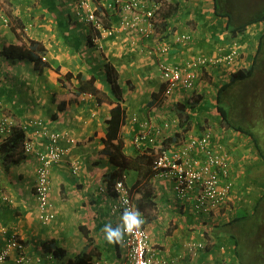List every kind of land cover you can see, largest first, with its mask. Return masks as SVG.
<instances>
[{
  "label": "crops",
  "instance_id": "1",
  "mask_svg": "<svg viewBox=\"0 0 264 264\" xmlns=\"http://www.w3.org/2000/svg\"><path fill=\"white\" fill-rule=\"evenodd\" d=\"M4 7L11 24L16 19L24 23L22 39L32 38L46 46V59L51 66L40 73L31 61H11L0 54V98L17 123L27 126L26 133L32 134L40 127L35 124L37 121L51 132L64 133L59 143L64 154L51 170V197L57 217L44 223L38 216L33 192L37 154L21 152L20 161L6 169L0 151V230L23 238L32 258L45 256V244L52 240L53 246L63 252L61 258H55L61 259L58 264L75 258L84 249L92 252L94 259L100 257L109 264H128L115 237L108 239V233L119 231L122 223L121 215L112 211L118 195L106 180L118 170L105 142L113 105L99 104L89 93L75 95L73 87L63 86L59 77L68 71H81L89 77L94 74L98 86L114 97L105 69L108 61L113 63L119 72L121 102L126 110L125 124L121 128L125 152L134 155L148 149L158 150V146L151 148L146 144L138 147L134 141L136 130H140L145 121L163 125L170 120L172 126L163 129L161 136H173L174 129L178 128L173 106L199 94L204 102L201 101L202 110L193 113V125L188 132L200 134L205 125H212L207 120L217 118L213 95L222 81L227 80L231 69L224 63L203 69L195 89L178 88L173 98L166 100L160 61L182 64L200 51H218V43L224 35L232 43L226 20L214 13L212 0H176L163 13L168 25L164 27L162 21L159 22L151 37L121 27L119 13L115 12L110 27L112 33L103 36L99 33V38L93 40L92 36L97 33L94 34L91 25L77 14V0H5ZM11 24L0 22V51L18 42ZM177 32H189L192 36L189 44L175 42ZM163 40L171 44L165 54L159 50ZM225 44L223 48L229 49ZM57 67L60 72L56 71ZM204 75H213L212 80ZM62 101L65 106L60 108ZM215 130L223 135V141L234 154L236 191L231 201L232 210L231 206H225L222 214L213 217L196 214L193 202L178 198L173 183L162 174L134 187L135 198H140L141 212L146 219L154 264H240L229 234L212 235L209 248L192 253L195 247L192 244L204 239L201 229L225 222L236 212L251 207L264 191V158L255 149V142L239 131L230 129L225 133L223 126ZM73 162L78 164L76 171ZM125 177V183L131 187L141 178V173L133 170ZM80 225L89 230L87 236ZM118 239L119 235L117 243ZM2 240L3 237L0 245ZM10 258L6 264H14L15 254Z\"/></svg>",
  "mask_w": 264,
  "mask_h": 264
},
{
  "label": "built area",
  "instance_id": "2",
  "mask_svg": "<svg viewBox=\"0 0 264 264\" xmlns=\"http://www.w3.org/2000/svg\"><path fill=\"white\" fill-rule=\"evenodd\" d=\"M175 1L114 0L107 3V6L117 9L121 27L144 37H151L156 32L157 24L163 19L165 8ZM4 2L5 0H0V22L9 25L10 17L5 11ZM76 11L102 36L112 33L111 28L104 27L101 17L96 12L93 0H77ZM98 38L99 35L94 36L93 39L97 40ZM191 39L192 36L189 32L175 34V42L183 45H187ZM161 42L160 52L164 54L169 52L171 48L169 41ZM238 43L237 38H234L229 45V52H224L223 47L218 48L217 55L205 51L199 52L193 54L182 64L161 60L159 66L165 82V99L173 98L178 88L187 91L195 89L202 69H209L223 63L229 66L234 65L240 55ZM2 104L3 100H0V142L5 141L13 128L19 125L12 113L4 110ZM172 123L169 120L163 125H155L145 121L134 136L136 145L139 147L145 142L155 145L163 129L171 127ZM35 124L40 126L36 133L41 137H47L48 141L43 140L45 144L41 146V149H37L35 141H30L25 144L24 151L28 155L35 152L39 157L33 192L37 202L38 216L44 223H48L57 217V209L51 197V170L53 165L63 157L64 149L59 147V143L64 133L51 132L40 121ZM21 126L27 129L26 125L22 124ZM188 133L178 141L177 145L166 148L158 154L153 167L159 171L157 174L164 175L173 183V189L178 198L193 202L192 207L196 214L211 215V217L215 214H222L224 207L232 201L234 191H236L232 149L226 145L222 139L223 135L221 136L220 132H217L212 125H205L200 134H192V131ZM72 142H75V139H72ZM77 165L74 167V171H76ZM115 191L118 197L112 206V211L121 215L122 218L119 243L127 256L128 264H154L145 217L130 195L129 187L124 179L116 181ZM1 237L3 240L0 245V264L7 261L13 253L15 254L14 264L54 263L56 257L52 252H45L43 253L45 256L38 255L32 258V254L29 253V245L15 233L0 230V239ZM192 243L188 245L190 247L195 245L194 253L197 249H205L207 245L205 241ZM222 247L224 248L225 244ZM93 264L109 263L99 257L93 260Z\"/></svg>",
  "mask_w": 264,
  "mask_h": 264
},
{
  "label": "trees",
  "instance_id": "3",
  "mask_svg": "<svg viewBox=\"0 0 264 264\" xmlns=\"http://www.w3.org/2000/svg\"><path fill=\"white\" fill-rule=\"evenodd\" d=\"M93 1L96 5V12L104 23V27H112L113 15H115V12H118L117 9L114 7L109 8L107 3H103L101 0ZM212 1L214 13L226 20V29L230 32L229 36L231 39L237 38L239 34L245 33V30L249 25L264 21V3L254 6L252 8L253 10H250L249 12H245L244 15H247V18L243 21H238L235 19V14L229 10V5H231V8H235L236 0ZM245 1L246 0H241L237 2H240L242 5ZM161 23H163L162 26L164 27L168 25L165 16ZM11 26L18 38V42L4 46L0 51V54L4 55L11 61L17 59L31 61L34 63L35 69L40 73H42L47 67L51 66L50 62L43 58L46 56L47 48L42 42L32 38H27L25 40L22 39L20 34L24 31V23L21 20L16 19ZM91 27L95 31L94 34L97 33L96 35H98L99 31L93 25H91ZM263 60L264 33L258 38V49L252 64L249 67H239L232 73L230 72L231 75L229 74L227 80L222 81V84L218 87L216 93V109L225 133L235 130L248 138H251L255 142V149L264 158V149L262 147L263 143L261 138L254 129L251 128L252 126L245 123L244 117H241L240 115L236 116V104H234L236 102V94L232 93L237 85L240 87V85L242 86L248 83L255 73L256 68L260 66V63ZM105 67L107 74L106 80L112 89L114 97L110 96L107 91L102 90L98 86L97 77L94 74H91L89 77L81 71L76 73L68 71L64 75H60L59 81H61L65 87L72 86L75 95L89 93L96 97L99 104L108 102L113 105L111 108V116L107 120L108 127L105 142L111 161L118 165V170L114 174H111L110 177H107L106 180L108 181V185L113 187L118 179L123 177L125 180V176L128 172L133 170L140 172L141 178L138 179L133 186L129 187V191L130 195L135 200L137 207L141 210V204L139 202L140 198H135L134 187L142 182H149L150 179L159 172L153 167L156 157L170 145H177L178 141L186 136L193 125V113L202 110L201 106L204 102L201 99L202 95L198 94L185 101H178L175 103V106L173 107L178 117V128L174 129V135L167 138H165V136H160L155 145H152L149 142L143 144L150 145L152 146L151 148L158 146V150L153 151L152 149H148L142 153H136L134 155L127 154L125 152V140L121 135V128L126 120V110L121 102L123 99V91L119 83V72L116 66L110 61L106 63ZM56 71L60 72V68L57 67ZM74 80L76 82H74ZM0 100L3 99L0 98ZM2 105L4 110H8L4 101ZM59 105L60 108H63L65 106L64 101ZM137 131L138 130H136V132ZM26 132V129L21 125L15 126L6 140L1 142L0 151L3 154L2 160L6 169H9L13 164L20 161V158L23 157H21V152L28 155L24 151L26 143L35 141V145L38 146L42 145L40 144L41 139L42 142L43 140L48 141L47 137H41L40 134L36 133V130L32 134ZM37 160L38 165L40 161L38 155ZM80 229L86 234V236L88 235L89 230H87L85 226L80 225ZM204 230L206 231V237L208 238H211L212 235L220 236L222 234H229L234 240L235 254L240 264H264V191L251 207L240 210L227 221L213 224L208 228H204ZM118 235L119 231H114L113 236L116 239V244H118ZM52 243H54V241L51 240L49 243L45 244V251L52 252L56 258L58 256L61 258L63 256L62 249L55 245L53 246ZM92 258V252L84 249L75 258H69L64 263L59 262V264H93L94 258ZM60 260H55L53 264H58L57 261Z\"/></svg>",
  "mask_w": 264,
  "mask_h": 264
},
{
  "label": "rangeland",
  "instance_id": "4",
  "mask_svg": "<svg viewBox=\"0 0 264 264\" xmlns=\"http://www.w3.org/2000/svg\"><path fill=\"white\" fill-rule=\"evenodd\" d=\"M237 1H241V0H236L235 8H231V5H229L230 6L229 10L230 12H233L235 14V19L238 21L240 20L243 21L247 18V15H244L245 12H249L250 10H253L252 8L254 6H258L264 3V0H246L243 3L244 4L243 6V4L241 5V3ZM165 9L166 11L168 10L167 7ZM263 33H264V21L249 25L246 28L245 33L239 34V36L237 37V41L239 42L238 44L240 47V55L237 57L235 64L234 65L232 64L233 67L232 68L230 67L231 73L237 70L239 67H246V66L249 67L252 64L258 49V38ZM221 41L222 42L218 43L219 47L226 46L225 43H227V46L231 44V41L225 35L222 36ZM223 51L229 52L230 50L223 48ZM205 52L217 55L218 51L217 49L215 50L213 49V52L210 51H205ZM212 77L213 75L211 76L204 75V78L206 79L209 78V80H212ZM232 93L236 94V102L234 103L236 104L235 105L236 116L240 115L241 117H244L245 123L252 126L251 128L254 129V131L261 138V141L263 143L262 147L264 149V60L260 63V66L256 68L255 73L253 74L252 78L248 81V83L242 86L240 85V87L237 85ZM213 98L216 101V95H213ZM218 115L216 116L217 118L207 121L211 123L212 126H214L215 128L220 129L222 125L220 123V117ZM74 163L75 165H77L76 162H73V165ZM227 206H231V210H232V202H230ZM227 208L230 209V207ZM210 244L211 241H209V244L207 246L208 248ZM10 259L11 258H8L7 261H4L1 264L8 263Z\"/></svg>",
  "mask_w": 264,
  "mask_h": 264
},
{
  "label": "clouds",
  "instance_id": "5",
  "mask_svg": "<svg viewBox=\"0 0 264 264\" xmlns=\"http://www.w3.org/2000/svg\"><path fill=\"white\" fill-rule=\"evenodd\" d=\"M114 1V0H113ZM112 2V1H111ZM9 24H11V21H10V23ZM100 33V32H99ZM95 36H98V35H95ZM93 38H94V36H93ZM234 39V38H233ZM94 40V39H93ZM219 48V47H218ZM44 59H46V56L45 57H43ZM169 62V61H168ZM225 64V63H224ZM219 65V64H218ZM227 66H229V65H227ZM216 67V66H215ZM214 67V68H215ZM229 67H233V66H229ZM203 70V69H202ZM206 72V71H205ZM201 73V72H200ZM230 74V73H229ZM228 74V75H229ZM168 148V147H167ZM121 179H124L123 177L121 178ZM118 180H120V179H118ZM117 180V181H118ZM125 181V180H124ZM127 185V184H126ZM129 187V186H128ZM114 188H115V185H114ZM117 193V192H116ZM176 195V194H175ZM182 200V199H181ZM135 201V200H134ZM193 208V207H192ZM139 209V208H138ZM140 210V209H139ZM141 211V210H140ZM142 213V212H141ZM204 217L205 216H209V215H203ZM145 217V216H144ZM209 217H211V215L209 216ZM206 221H208V220H206ZM145 222H146V219H145ZM120 228H121V226H120ZM120 228H119V239H120ZM106 231H107V229H106ZM201 231H203V233H204V239L202 240V241H205L206 243H207V245H206V248L205 249H197V250H206L208 247V244H209V241H210V238H208V237H206V231L204 230V229H201ZM112 236H113V234H111V233H108V239L109 240H111L112 239ZM119 239H118V244L121 246V244L119 243ZM199 241V240H198ZM196 242V241H195ZM122 249V248H121ZM193 254H197V251H196V253H194V252H192Z\"/></svg>",
  "mask_w": 264,
  "mask_h": 264
}]
</instances>
